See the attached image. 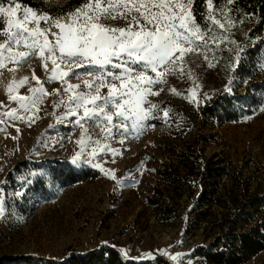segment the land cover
<instances>
[{"label": "rangeland", "instance_id": "rangeland-1", "mask_svg": "<svg viewBox=\"0 0 264 264\" xmlns=\"http://www.w3.org/2000/svg\"><path fill=\"white\" fill-rule=\"evenodd\" d=\"M43 1L63 5L67 0ZM182 2L187 4V0ZM207 55L211 59L214 53ZM187 59L183 79L178 68L175 76L167 77L164 91L148 97L168 109L169 116L164 118L163 112L157 111V118L146 121L142 131L123 144L118 142L119 136L102 141L116 150L115 155L106 151L95 158L94 163L104 171L88 164L72 167L67 163L79 151L75 141L82 129L56 122L52 113L64 112L63 107L53 108L57 100L54 90L61 84L47 82L36 55L19 65L9 62L0 68V204L4 209L0 217V264H65L72 256L101 249L115 250L126 261L156 251L171 264H208L196 250L207 249L221 234L224 203L233 195L264 190V70L260 68L264 45L255 66H245V71L240 65L233 72L229 63L217 59L211 68L202 56ZM33 73L47 94L25 112L15 100H9L7 93L11 87L13 97L31 96L29 90L38 87ZM230 79L229 93L225 86ZM193 81L198 87L186 92L194 87ZM70 82L78 83L75 79ZM171 88L195 95L202 102L189 103L172 95ZM204 93L211 99L204 101ZM207 105L212 111L203 115L202 108ZM14 108L23 119L6 115ZM85 127L94 140L102 138L100 128ZM181 151H193L199 157V174L186 179L181 197H176L161 173L177 169L185 175L178 155ZM213 167H227L229 173L214 186L207 178L208 169ZM110 171L116 179L105 175ZM210 189L215 190L217 202L208 220L202 221L198 215L206 207L201 195ZM149 197L158 198L161 208L168 206L174 212L158 221ZM262 217L259 212L258 219ZM102 242L106 244L101 246ZM177 256L178 262L171 259ZM244 264H264V250Z\"/></svg>", "mask_w": 264, "mask_h": 264}, {"label": "snow or ice", "instance_id": "snow-or-ice-1", "mask_svg": "<svg viewBox=\"0 0 264 264\" xmlns=\"http://www.w3.org/2000/svg\"><path fill=\"white\" fill-rule=\"evenodd\" d=\"M205 2L207 11L203 14V23L195 18L194 0H187V4L182 0H82L79 6L56 17L41 9L22 6L18 0H8L7 7L0 2V68L9 62L19 65L36 55L47 82L61 84L60 89L54 90L57 100L53 101V108L63 107L64 112L52 113L56 122H67L82 129L75 141L79 151L67 163L72 167L88 164L104 171L100 164L94 163L95 158L106 151L115 155L116 150L102 141L119 136L118 142L123 144L132 134L138 135L146 121L157 118V111H162L164 118L169 116L168 109L148 97L164 91L167 77L175 76L178 68L183 79V66L189 56H202L211 68L217 58L213 55L209 59L207 54L228 43L236 48L228 67L235 72L240 66L244 48L231 39V29L244 20L229 15L231 9L215 8L213 0ZM234 2L225 0V7ZM254 18V13L244 14V19ZM107 20L124 23L112 25L105 23ZM260 68L264 70V63ZM33 79L37 80L38 87L29 90L31 96L13 97L11 87L7 93L9 100H15L25 112L47 94L43 82L34 73ZM72 79L78 83H71ZM26 80L27 77L21 84ZM231 83L230 79L226 92H231ZM193 86L185 91L193 92L198 87L195 81ZM169 91L189 103L202 102L195 95H184L175 88ZM210 99V94L204 93L203 100ZM17 111L14 108L6 115L10 119H23ZM85 125L100 128L102 138L94 140ZM105 175L116 179L111 171ZM3 215L0 204V217ZM150 256L142 254V257Z\"/></svg>", "mask_w": 264, "mask_h": 264}, {"label": "trees", "instance_id": "trees-1", "mask_svg": "<svg viewBox=\"0 0 264 264\" xmlns=\"http://www.w3.org/2000/svg\"><path fill=\"white\" fill-rule=\"evenodd\" d=\"M0 2L7 4L8 0H0ZM18 2L23 6H30L33 9H41L52 15H58L79 6L82 0H67L63 5H48L43 0H18ZM213 6L223 8L225 11L231 9L229 15L234 19L244 20L243 23H237L231 29V39L240 45H247L240 64L244 66L243 70L245 71V66L254 67L258 59V52L264 45V0H235L233 4L226 7L225 0H213ZM192 10L197 22L203 23V14L207 11L205 0H194ZM245 13H254L255 18L244 19ZM235 52L236 48L233 45L223 43L214 55L217 60L230 63V57H234ZM247 73L249 76L253 75L252 72L247 71ZM221 106H223L222 103ZM222 110H225V107H222ZM210 111L212 108L207 105L202 108L201 112L206 115ZM178 155L181 157V166L185 168V175L182 176L180 171L173 169L163 171L161 177L163 182L174 192V196L181 197L184 181L199 174L197 169L199 157L193 151H181ZM207 172V178L213 180L211 183L213 186L218 183L217 179H224L229 175L227 167H213ZM81 178L86 177L82 175ZM201 199L206 209L198 216H200V220L207 221L211 208L217 202L215 190L210 189L205 192L201 195ZM148 200L152 206H155L156 218L160 222H163L161 216H168L174 212V209L168 206L161 208L162 205L156 197H149ZM224 204L226 212L221 223V234L207 249L200 248L196 252L208 264H244L264 250V190L233 195L231 201ZM259 212L263 213L261 220L258 219ZM184 215L182 214V217ZM149 254H151L150 257L140 256L134 261H126L115 250L101 249L72 256L66 260L65 264H171L156 251ZM179 260L180 258L177 256L176 262Z\"/></svg>", "mask_w": 264, "mask_h": 264}, {"label": "bare ground", "instance_id": "bare-ground-1", "mask_svg": "<svg viewBox=\"0 0 264 264\" xmlns=\"http://www.w3.org/2000/svg\"><path fill=\"white\" fill-rule=\"evenodd\" d=\"M176 102H178L180 105L182 106H186V103H184L183 101H179L178 99L176 100ZM75 145V144H74Z\"/></svg>", "mask_w": 264, "mask_h": 264}, {"label": "built area", "instance_id": "built-area-1", "mask_svg": "<svg viewBox=\"0 0 264 264\" xmlns=\"http://www.w3.org/2000/svg\"><path fill=\"white\" fill-rule=\"evenodd\" d=\"M118 254L123 258V256L118 252Z\"/></svg>", "mask_w": 264, "mask_h": 264}]
</instances>
